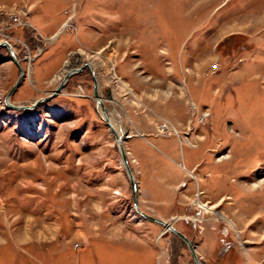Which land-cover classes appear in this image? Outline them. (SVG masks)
Instances as JSON below:
<instances>
[{"label":"rangeland","instance_id":"374dc122","mask_svg":"<svg viewBox=\"0 0 264 264\" xmlns=\"http://www.w3.org/2000/svg\"><path fill=\"white\" fill-rule=\"evenodd\" d=\"M2 40L0 264H195L135 211L89 68L37 101L86 61L140 209L202 264H264V0H0Z\"/></svg>","mask_w":264,"mask_h":264},{"label":"water","instance_id":"95a60500","mask_svg":"<svg viewBox=\"0 0 264 264\" xmlns=\"http://www.w3.org/2000/svg\"><path fill=\"white\" fill-rule=\"evenodd\" d=\"M0 45H5L10 57H12L13 61L17 64L18 68H19V76L16 80V82L14 83V85L12 86V88L9 90L8 94H7V99L8 96L10 95V93L12 91H14V89H16L20 83L22 82L23 78L26 75V71L23 68L19 58L17 57L12 45L7 41V40H2L0 41ZM88 67L91 74H92V78H93V94H94V98L95 100L98 102V104L100 105V109L102 110L101 112L105 115L102 116V118L106 121V123L108 124L109 128L112 130V132L114 133V137L115 140L118 142V147H119V151H120V155H121V160L122 163L126 169V173L128 175V179L130 182V186H131V191H132V199H133V205H134V209L137 212H140L143 217L152 220L154 222H157L159 224H162L163 226H165V229H170L173 232H175L178 236H180L187 244V246L189 247L191 254L194 258L195 264H202L200 262V258L196 252L195 246L193 244V242L191 241V239L182 231H180L179 229H177L173 224H171V222H168L166 220H164L161 217H157L154 215H151L143 210H141L138 206V196H137V191H138V187H137V182L134 178L133 172L131 170L130 164H129V160L126 154V150L124 148V144H123V134L121 133H117L116 130L114 129V126L112 124V122H110V116L108 114V108L106 106V104L104 103V99L102 98L101 94H100V90H99V82H98V78L96 77V75L94 74V71L92 70V64L89 61H86L85 63L81 64L80 66H73L70 69L66 70V72L64 73V75L62 76V78L60 79V81L58 82V84L56 85V87L46 96H43L41 98H39L37 101L40 100H47L53 96H55L57 93H59L64 84L66 83V81L68 80V78L74 74L75 72L81 71L84 67ZM6 99V100H7Z\"/></svg>","mask_w":264,"mask_h":264},{"label":"bare ground","instance_id":"6f19581e","mask_svg":"<svg viewBox=\"0 0 264 264\" xmlns=\"http://www.w3.org/2000/svg\"><path fill=\"white\" fill-rule=\"evenodd\" d=\"M98 64V63H97ZM96 64V65H97ZM96 65H93L92 66V70L94 71V69H93V67L94 66H96ZM67 67V66H66ZM94 73H95V71H94ZM100 106V105H99ZM102 111V110H101ZM108 114H109V116H110V122H112V124H113V126H114V129L116 130V132L117 133H119L118 131H119V129H118V126H117V124H116V121H115V119L113 118V117H111L112 115L110 114V110H108ZM102 115H104L103 113H102ZM105 116V115H104ZM129 131V130H128ZM126 132V136H129V132ZM121 134V133H120ZM124 136V135H123ZM124 148H125V146H124ZM126 150V149H125ZM126 154H127V151H126ZM231 156H226V159H229ZM137 182V181H136ZM198 205L199 206H201L202 207V209H204V210H206V209H211V207H209L208 205H206V204H204V203H202L201 201H199L198 202ZM139 206V205H138ZM140 208V207H139ZM138 214H140L141 216H140V218L143 216L140 212H137Z\"/></svg>","mask_w":264,"mask_h":264},{"label":"built area","instance_id":"2783aa9c","mask_svg":"<svg viewBox=\"0 0 264 264\" xmlns=\"http://www.w3.org/2000/svg\"><path fill=\"white\" fill-rule=\"evenodd\" d=\"M162 124H164L163 126H162ZM160 126H159V128L160 127H162V129H160L161 131H165L166 130V128L168 127V124L167 123H162Z\"/></svg>","mask_w":264,"mask_h":264},{"label":"crops","instance_id":"0c3cea01","mask_svg":"<svg viewBox=\"0 0 264 264\" xmlns=\"http://www.w3.org/2000/svg\"><path fill=\"white\" fill-rule=\"evenodd\" d=\"M66 84V83H65ZM141 130V132L143 133V134H146L147 132L145 131V129H140Z\"/></svg>","mask_w":264,"mask_h":264},{"label":"flooded vegetation","instance_id":"af4514ba","mask_svg":"<svg viewBox=\"0 0 264 264\" xmlns=\"http://www.w3.org/2000/svg\"><path fill=\"white\" fill-rule=\"evenodd\" d=\"M87 68H88V67H87ZM83 69H84V68H83ZM83 69H82V70H83Z\"/></svg>","mask_w":264,"mask_h":264}]
</instances>
